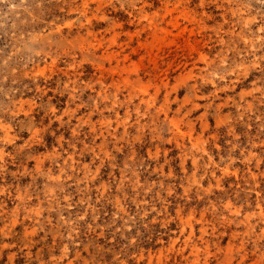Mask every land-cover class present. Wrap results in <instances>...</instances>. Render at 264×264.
Listing matches in <instances>:
<instances>
[{"label": "rangeland", "instance_id": "1", "mask_svg": "<svg viewBox=\"0 0 264 264\" xmlns=\"http://www.w3.org/2000/svg\"><path fill=\"white\" fill-rule=\"evenodd\" d=\"M0 264H264V0H0Z\"/></svg>", "mask_w": 264, "mask_h": 264}]
</instances>
